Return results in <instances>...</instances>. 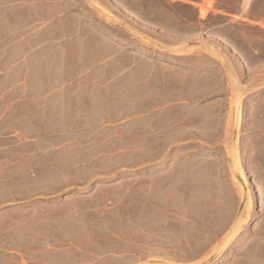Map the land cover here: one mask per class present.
Listing matches in <instances>:
<instances>
[{
    "label": "rangeland",
    "instance_id": "1",
    "mask_svg": "<svg viewBox=\"0 0 264 264\" xmlns=\"http://www.w3.org/2000/svg\"><path fill=\"white\" fill-rule=\"evenodd\" d=\"M64 1L0 0V249L27 246L35 228L56 226L55 218L69 215L62 199H81L78 214L95 221L85 239L118 264H264V30L211 17L187 31L159 33L148 25L167 17L143 8L167 12L164 0H72V20ZM95 6L101 7L96 15ZM250 6L264 15V0ZM27 18L44 40L32 49L37 61L30 63L25 49L13 46L24 32L15 35V29ZM94 20L115 47L109 52L104 42L93 44L103 56L123 58L122 67L133 57L128 67L135 82L142 83L136 72L159 74H146L145 95L135 94L133 103H126L122 69L118 75L111 67V77L102 79L51 77L77 67L68 61L86 51L79 35L69 37L70 22ZM181 39L197 46H167ZM224 41L254 44L209 46ZM178 55L197 58L192 68L198 72L228 77L237 96L172 95L162 62ZM207 103L225 107L215 112L212 146L199 138L172 153L156 143L168 108ZM185 157L192 165L184 166ZM126 185L134 187L126 191Z\"/></svg>",
    "mask_w": 264,
    "mask_h": 264
},
{
    "label": "crops",
    "instance_id": "2",
    "mask_svg": "<svg viewBox=\"0 0 264 264\" xmlns=\"http://www.w3.org/2000/svg\"><path fill=\"white\" fill-rule=\"evenodd\" d=\"M50 1V0H46ZM53 1V0H51ZM98 1V0H95ZM167 7V12L161 13L160 11L151 10L148 7H144V13L148 15H154L157 17L165 19L166 22L160 23L156 21L152 25H148V29L151 31H157L159 33H173L178 31H187L192 26L196 25L202 20H206L211 17H222L226 20L223 25H228L230 23H236L242 26L253 27L259 30H264V15L258 11L255 7L250 6L254 4L255 0H240L239 3L234 0H227L222 3L220 0H164ZM100 3L101 0H99ZM69 10V19L72 20L74 17L73 10L76 8L74 1L69 0L61 3ZM52 8L57 7L56 4H51ZM50 5V6H51ZM101 12V7L95 6L94 14ZM204 12V13H203ZM112 14V13H111ZM169 19L175 20V23L167 22ZM24 28L15 29V35L18 31L22 32V38L19 39V43L14 42V50H24L23 56L26 57L25 62H33L36 60V55L33 54V50L39 46L44 45V43H39L43 37L42 33H36L35 29H31L30 18ZM46 32L45 35L51 34L50 29H45L41 32ZM33 32H35L33 34ZM69 37L72 38L76 35L78 36L79 45H83L86 49L84 56L78 57L76 60H69V64H75L77 67H71L70 69L60 68L58 70L59 74L56 76L51 75V77L61 78L63 80H74V79H102L106 77H111V72L109 69L118 74L119 69L121 70L119 74H125L121 80H125L124 83V94L126 96V103L130 104V100L133 103V96L145 95L146 83L145 76L154 77L156 73L152 72H136V74H141L142 83L138 80L135 82V73L132 69L130 63H133V57L129 58L130 61H126L127 67L119 66L122 64L117 57L112 55L103 56L100 49L94 48L96 42H104V47L108 48V51H114L115 47L111 42L113 40L107 41L102 39V24L94 20L92 23L84 21L82 24L70 22L68 27ZM53 37V36H49ZM179 40V44H167L168 47L177 48H188L197 46V42L188 40ZM3 46L11 47L12 44L7 42ZM187 43V44H186ZM195 43V44H194ZM252 41H224L222 44H217L210 42L209 46L212 47H228L236 48L242 45H252ZM220 45V46H219ZM30 49V50H28ZM92 49H96L94 51ZM109 51V52H110ZM112 58V59H111ZM229 58V57H228ZM126 59V58H125ZM111 60V61H107ZM166 61L167 67H172L173 69H167L164 67L165 80L168 81V86L173 89L170 93L172 95H179L185 97L205 95L213 96L217 93L229 97L231 95L237 96V92L230 93V85L228 77L222 76L221 78H215V72L212 69H207L204 71H199L198 69H193L194 57L178 55L173 57V60ZM45 61V60H41ZM47 60L46 62H48ZM20 63L15 61V64ZM107 64L106 68H102L100 65ZM147 66L150 67V63L146 62ZM159 68L158 66H155ZM17 70V68H15ZM219 72V71H217ZM216 72V73H217ZM118 74V75H119ZM159 76V74H156ZM162 75V74H161ZM216 76H219L216 74ZM158 79V78H157ZM164 79V78H163ZM215 79L217 81H215ZM224 80L226 82H224ZM155 87L159 86V83ZM166 86V85H165ZM163 87V86H162ZM261 88H254L255 93L260 91ZM245 96V93L243 94ZM131 97V99H130ZM224 103L213 104L207 103L203 105L200 109L192 105H178L175 108L170 107L166 111L169 114L166 116L167 121L164 125L160 127L159 136L156 143L158 145H163L166 150H172V153L179 150L180 147H185L187 145L195 144L199 141V138H204L205 140H200L206 146L213 145L215 142V126H214V115L215 112L222 110ZM229 104V103H228ZM235 106V105H234ZM229 108H226L228 110ZM202 112L201 122L198 123V112ZM234 111L237 108L234 107ZM64 112V109H63ZM173 118H175L173 120ZM170 119V120H169ZM140 134L144 138L146 127H140ZM223 128V127H222ZM219 135V134H218ZM264 137H262L263 139ZM264 140V139H263ZM140 144L145 143L144 139L138 141ZM220 142L219 140L216 142ZM165 150V151H166ZM174 151V152H173ZM184 166L189 164L192 165V157H185L182 159ZM130 187L133 185H126L125 190L129 191ZM113 188V187H112ZM116 189L123 188V185H115ZM113 190V189H111ZM65 195V194H64ZM62 204H67L71 210H69V215H63L61 217L55 218L56 226L50 223H43L42 226L35 228V232H31L29 237V244L22 248L13 250L0 249L2 258H0V264H118L114 262L110 254H104L106 252L97 251L94 249V242L92 240H86L85 234H93L95 231V221L93 217H85L78 214V212L83 209L84 202L81 199L66 201L62 199L60 202ZM52 222V223H54ZM42 223V222H41ZM106 243L108 241H105ZM115 260V259H114Z\"/></svg>",
    "mask_w": 264,
    "mask_h": 264
},
{
    "label": "bare ground",
    "instance_id": "3",
    "mask_svg": "<svg viewBox=\"0 0 264 264\" xmlns=\"http://www.w3.org/2000/svg\"><path fill=\"white\" fill-rule=\"evenodd\" d=\"M204 13V12H203ZM219 130V129H218ZM216 131V130H215ZM217 133H219V132H217ZM220 134V133H219ZM217 135V134H216ZM215 136V135H214Z\"/></svg>",
    "mask_w": 264,
    "mask_h": 264
}]
</instances>
